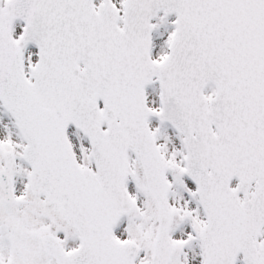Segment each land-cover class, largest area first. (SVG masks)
<instances>
[{
    "label": "snow or ice",
    "instance_id": "1",
    "mask_svg": "<svg viewBox=\"0 0 264 264\" xmlns=\"http://www.w3.org/2000/svg\"><path fill=\"white\" fill-rule=\"evenodd\" d=\"M0 264H264V0H0Z\"/></svg>",
    "mask_w": 264,
    "mask_h": 264
}]
</instances>
